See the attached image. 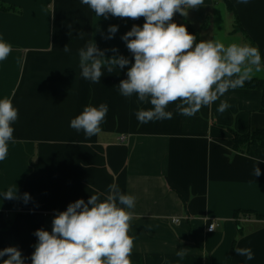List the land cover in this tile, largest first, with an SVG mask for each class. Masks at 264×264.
<instances>
[{"label":"crops","instance_id":"obj_1","mask_svg":"<svg viewBox=\"0 0 264 264\" xmlns=\"http://www.w3.org/2000/svg\"><path fill=\"white\" fill-rule=\"evenodd\" d=\"M144 22L98 17L81 0H0V39L12 46L0 61V99L10 98L18 110L15 142L0 161V194L17 185L21 197L0 196V250L17 247L31 264L36 230L51 232L58 212L116 183L136 197L132 264H264V220L256 217L264 216V149L235 151L231 132L264 129L262 92L229 90L191 117L170 104L171 119L140 123L136 112L151 105L122 96L118 86L134 63L121 37ZM173 22L196 41L257 46L264 63V0H204ZM111 25L118 31L106 39ZM89 41L109 50L108 57L118 49L129 65L102 69L100 83L83 79L78 51ZM254 78L264 80V71ZM221 100L230 105L224 113L217 111ZM101 103L109 110L98 135L88 138L70 127L85 106ZM237 247L251 248L254 258L238 256Z\"/></svg>","mask_w":264,"mask_h":264},{"label":"clouds","instance_id":"obj_2","mask_svg":"<svg viewBox=\"0 0 264 264\" xmlns=\"http://www.w3.org/2000/svg\"><path fill=\"white\" fill-rule=\"evenodd\" d=\"M248 4L249 0H237ZM98 17L109 15L118 18H144L143 26L133 25L121 39L133 54L134 63L127 70V79L119 83V92L124 97L136 95L141 103L151 105L136 112L140 123L171 119L173 112L167 110L170 104L184 116H194L202 107L211 106L229 90L243 87L264 71V63L257 46L232 42L225 44L222 39L196 41L184 25L173 22L176 13L188 15V9L204 4V0H81ZM118 26L108 29L111 39ZM82 36V34H80ZM64 52H70L68 45ZM98 48L95 41H89L79 49L80 75L92 83H100L102 69L112 73L123 69L130 61L118 55V49L110 51ZM12 46L0 39V61L6 60ZM230 105L221 100L217 111L224 113ZM108 105H88L70 121V127L91 138L101 132V123L108 113ZM18 119V110L8 97L0 99V161L8 156L9 142L14 143L13 124ZM261 160H257L256 165ZM254 167V176L261 170ZM3 199L18 197L17 185L9 186L0 194ZM25 203L30 195L24 193ZM136 197L121 192L116 183L108 185L107 192L97 191L87 202L78 199L70 203L65 211L58 212L52 220L51 232L38 229V238L31 255V264H132L131 253L134 237L129 235L130 211L135 207ZM152 226L149 225V228ZM215 225H211L214 229ZM210 229V230H211ZM238 256L247 260L254 258L249 247L234 249ZM180 261L186 252H176ZM2 264H25L21 251L14 246L0 250Z\"/></svg>","mask_w":264,"mask_h":264},{"label":"trees","instance_id":"obj_3","mask_svg":"<svg viewBox=\"0 0 264 264\" xmlns=\"http://www.w3.org/2000/svg\"><path fill=\"white\" fill-rule=\"evenodd\" d=\"M239 89L260 90L263 98L262 111L264 112V80L253 78L251 81L245 82L244 86ZM231 132L235 151H246L251 147L264 149V129L250 132L245 135L238 134L234 131ZM256 217L260 220H264V216L257 215Z\"/></svg>","mask_w":264,"mask_h":264},{"label":"built area","instance_id":"obj_4","mask_svg":"<svg viewBox=\"0 0 264 264\" xmlns=\"http://www.w3.org/2000/svg\"><path fill=\"white\" fill-rule=\"evenodd\" d=\"M125 140H126L125 137H123V136L120 137V141H121V142H124ZM0 171H1V169H0ZM173 222H174V223H179V220H178V219H175V220H173ZM210 229H211V226L208 228V232H213V231H214V229H211V230H210Z\"/></svg>","mask_w":264,"mask_h":264},{"label":"rangeland","instance_id":"obj_5","mask_svg":"<svg viewBox=\"0 0 264 264\" xmlns=\"http://www.w3.org/2000/svg\"><path fill=\"white\" fill-rule=\"evenodd\" d=\"M197 42H199V41H197Z\"/></svg>","mask_w":264,"mask_h":264}]
</instances>
